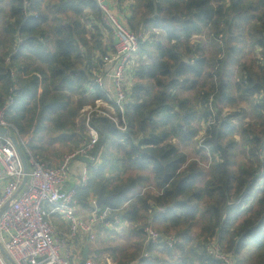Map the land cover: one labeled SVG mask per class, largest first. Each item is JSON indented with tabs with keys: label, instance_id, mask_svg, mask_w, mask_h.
Masks as SVG:
<instances>
[{
	"label": "trees",
	"instance_id": "16d2710c",
	"mask_svg": "<svg viewBox=\"0 0 264 264\" xmlns=\"http://www.w3.org/2000/svg\"><path fill=\"white\" fill-rule=\"evenodd\" d=\"M130 1L131 30L162 32L167 45L159 43L157 55L134 70L128 104L124 112L117 110L116 123L92 117L100 160L89 166L82 191L116 196L99 210H113L109 224L115 216L128 225L133 252L120 251L118 264H219L205 250V236L217 239L237 264H264V62L255 53L264 54V0ZM5 2L0 111L15 89L7 119L19 133L47 119L53 133L78 147L76 119L89 102L84 85L90 86L114 51L96 0H0V18ZM206 30L215 48L212 58L194 39ZM219 37L223 47L216 42ZM94 91L96 100L106 98L99 88ZM74 96L80 97L78 103ZM248 105L254 120L234 112ZM213 113L204 144L218 159L207 174L196 162L188 164L178 142L192 146L200 132L197 124H208ZM125 126L122 132L119 127ZM236 136L244 145L241 154ZM242 154L245 163L239 164ZM148 172L162 192L135 195ZM147 226L175 234L174 249L148 243ZM145 252L149 258H143Z\"/></svg>",
	"mask_w": 264,
	"mask_h": 264
},
{
	"label": "built area",
	"instance_id": "2783aa9c",
	"mask_svg": "<svg viewBox=\"0 0 264 264\" xmlns=\"http://www.w3.org/2000/svg\"><path fill=\"white\" fill-rule=\"evenodd\" d=\"M96 2L102 13L103 24L112 35L114 51L106 65L109 71L106 74L103 72L96 74L97 76L90 80L89 85L99 88L105 94V101L108 104L124 112L133 85L134 58L139 51L141 37L113 13L107 0H96ZM197 37L199 36L195 38ZM216 42L224 46L221 37L217 38ZM256 54L258 60L264 62L262 51L258 50ZM217 70L218 66L215 67V71ZM107 78L111 79L112 88L108 87ZM14 93L15 89L0 111V129L17 132V142L24 151L31 168L26 175L13 140L0 135V264H70L62 257L60 247L53 242L54 228L51 218L58 216L65 219L69 223L72 237L83 232L91 242L95 243L97 235L94 223H108L113 214L111 208L101 212L97 206L98 201L95 199L92 201V223L79 218L76 215L77 191L65 189L71 160L89 156L90 162L95 164L100 159L99 155L95 154L100 141L99 132L91 125V115H89L86 120L88 139L81 149L65 157L61 165L48 166L34 156L26 146L24 147L16 127L7 119V114L15 103ZM101 102L102 100L97 101L98 108ZM212 102L213 97L209 106L211 111H214ZM208 121L205 128H210L214 124V113ZM119 128L122 132L127 131L126 126ZM207 148L206 144L202 145V149ZM260 174L263 175L264 171L262 170ZM26 176L28 181L21 189ZM114 224L121 226L125 223L115 218ZM144 234L148 243L161 248L174 249L177 244L175 237L163 235L152 226L145 227ZM205 250L219 264H237L236 257L227 253L217 239L208 242ZM149 257V252H145L143 258ZM85 264L100 263L89 259Z\"/></svg>",
	"mask_w": 264,
	"mask_h": 264
},
{
	"label": "crops",
	"instance_id": "0c3cea01",
	"mask_svg": "<svg viewBox=\"0 0 264 264\" xmlns=\"http://www.w3.org/2000/svg\"><path fill=\"white\" fill-rule=\"evenodd\" d=\"M107 2L110 4L113 13L127 27H130V21H131V17L133 14L134 3L130 0H107ZM5 3H6L5 8L9 10V6L7 4L8 2H5ZM3 10L5 9L3 8ZM89 29H91L90 25H89ZM156 36L157 37L159 36V38L161 39L160 44L167 45V40H166V36L164 33L157 32ZM199 44L201 45L205 53L207 52L206 47L209 46L210 48V46L212 45L208 43L207 41L206 43L201 42ZM145 60L149 62L151 61V59H145ZM134 62H136V59L134 60ZM106 65L102 67V71H101L104 74H106L109 71L108 70L109 67ZM96 76L97 75L95 74V77ZM107 82H108V87L112 88V81L110 78H107ZM83 89L85 91L84 98L89 101L88 104H85L87 105V107L84 106V108L87 109L91 105H96L93 109L92 114L106 117L115 122L117 118V109L112 104H108L105 101V99H98V100H102V102L99 103L100 107L98 108V105H97L98 100H96L94 97L95 88L91 86H86V83H85ZM39 91H41V88L39 89ZM79 98H80L79 96H74L75 100ZM89 115H90V112L84 115V117L82 114H80V117L77 118V127H79L80 125H84V124L86 125V120L89 117ZM50 126H51V122L46 119V121L43 122L42 124H39L36 120L34 123L33 129L27 134H21L19 133V130L17 128L16 129L22 141L24 142V147L26 146L29 149V151L33 153L34 156L35 155L38 156L44 163L47 161V163H49L51 167H57L63 163L65 157L72 154V153L69 154L66 150V147L64 146L67 144L71 145L72 143L70 142L71 140L67 139V137L62 136L61 133H53L52 135L53 139L51 141L48 140V138H52V137H49ZM10 134L16 139L17 132H10ZM20 144L23 145V143H20ZM178 144H180L179 146L182 148L185 147V149L190 147V146L182 145L179 142ZM22 152L24 156L26 157L23 150ZM26 160H27V157H26ZM27 164H28V161H27ZM91 164L92 163L90 162L89 156H81L74 160H71L69 162V169L66 175L65 189L67 190L75 189L77 191L78 204L76 206V215L79 218L92 223L93 221L92 201H94L95 199H97L98 201L99 197L95 196L92 193H90L88 196H85L82 192L87 186L88 181H89V174H88L89 170L88 169ZM28 166L30 169L31 168L30 164H28ZM146 182L150 184L154 183L152 172H148V177H147ZM204 183L202 185H204ZM141 191L142 189L138 188L134 194L144 195L142 194ZM149 194L157 195L158 193L157 191H151L149 192ZM51 223L54 228L53 242L60 247L62 257L66 261H68L70 264H85L87 260L92 259L96 261L97 263H99L97 255L100 254L99 252L100 249H99V246H97V242L96 243L91 242L89 240V237L83 232H81L76 237H72L70 235L69 223L63 218H60L58 216H53L51 218ZM121 226H122V229L117 231L118 233H121L123 230H127L126 229V227H128L127 224H123ZM94 228H95V233L99 239L102 236L101 231L109 230V228H112V224H109L106 222H103V223L95 222ZM86 250H88L87 260H85L84 258Z\"/></svg>",
	"mask_w": 264,
	"mask_h": 264
},
{
	"label": "rangeland",
	"instance_id": "374dc122",
	"mask_svg": "<svg viewBox=\"0 0 264 264\" xmlns=\"http://www.w3.org/2000/svg\"><path fill=\"white\" fill-rule=\"evenodd\" d=\"M8 11L9 10L7 8H5V11L1 15V18H0V40H1V37H4L3 29L5 28V25H6L5 21H6V16H7ZM4 23H5V25H4ZM51 27H53L52 22H50L48 24V27H47V31L49 33H50ZM128 28L131 29V27H128ZM158 33H162V32H158ZM135 34H137V33H135ZM208 34H209V32L206 30L203 35L195 38L196 42L198 41L199 43H201V42L206 43V41H207L209 43L210 40L208 39V36H207ZM107 35H108V37H110V40H111L112 36H110L108 31H107ZM137 35H139L141 37V42H140V46H139V51L137 54H135V58H134V60L136 59V62H134L135 69H137L139 66L149 62V61H146L145 59H152V57H155L157 55L156 46L159 45V43L161 41L159 36L158 37L153 36L152 34H149V33H147V34L139 33ZM206 49H207L206 56L208 58H212L214 55V49L215 48L213 49V47L211 45L210 48H209V46H207ZM255 53H256V51H255ZM235 74H237V71H235ZM230 81H231V84H234L237 82V78L234 74H232L230 76ZM232 91H234V90H232ZM75 101L78 103L79 100L76 99ZM95 106L96 105H91L87 109L83 108L82 111L80 112V114H82L84 117V115H86L88 112H90L91 119H92V117L96 115V114H92L93 113L92 111H93ZM234 112L235 113H238V112L243 113V116L246 113L245 117H247L246 118L247 120H254L253 119L254 118L253 107H251L249 105L248 106H239L236 109H234ZM80 114H79L78 118L80 117ZM96 116L98 117V115H96ZM215 116H216V114H215ZM206 122L207 121H205L203 123L201 122L200 125H199V123L197 124V127L199 128L200 132H199V136L196 139L193 146H190L186 149H185V147L184 148L180 147L179 146L180 144H178V146H179L180 150L182 149L181 150L182 152H184L188 155L187 156L188 164L192 163V162H196L199 165V167L201 169H203L208 174L211 171L215 162L217 161L218 157H217V155H214L213 153H211V150H210L211 148L209 146L206 150L202 149V145L204 144L203 142L206 139V134H205ZM76 125H77V119H76ZM70 128L76 129L73 126H71ZM83 128L86 129L87 126L85 124L80 125L76 129L77 134H78L77 138H79L82 142L79 144L78 147H75V145L72 141H70L72 143L71 145L70 144L64 145L69 154H71V153L73 154L74 152L79 151L81 149V147L84 145V143L87 141L88 130H86L87 134H83L84 133L82 131ZM52 135H53V131H52V126H51V128L49 130V137H52ZM52 139H53V137L48 138V140H50V141ZM235 140L239 143V146L237 148V152L241 154V152L244 151V145L242 143L241 137L236 136ZM261 159H264V155L261 157ZM244 161H245V159H244L243 154H242L240 156L239 164H244L245 163ZM45 163L48 166H51L49 163H47V161ZM131 175L136 176L137 174L133 173ZM143 175L146 177L147 173L143 174ZM207 178H208V175H206L205 178L200 180V184H201L200 186H203L202 184L207 181ZM261 184L263 185L264 182H261ZM146 188H147V190L145 191ZM140 189H142L141 192H143L144 195L145 194L147 195V193H149L151 191H157L158 194L162 192V190L158 189V187L156 186L155 183H152V184L147 183V182L142 183L140 186ZM205 221L207 222V219L204 218L203 223ZM140 227H143V224H140ZM121 229H122V226H117L114 223H112V228H109V230H107V231H105V230L101 231L102 236L99 239L97 237L96 242H97V246H99V249H100V251H99L100 254L97 255V258H98V262L100 264H114V263L118 264L116 259L121 255L120 251L127 252V254H130L133 252V250L130 249L131 243L129 241V235H128L129 231L127 232L128 227H126L127 230H123L121 233H118L117 231H119ZM155 230L158 231L159 233L163 234L158 229H155ZM166 236L176 237L175 234H170V235H166ZM212 239L209 236H205L204 238H202V241L206 244L208 241L210 242ZM203 242H202V244L205 245ZM206 245L204 247H206ZM117 249H118V252L116 251ZM238 261H239V259H238Z\"/></svg>",
	"mask_w": 264,
	"mask_h": 264
},
{
	"label": "water",
	"instance_id": "95a60500",
	"mask_svg": "<svg viewBox=\"0 0 264 264\" xmlns=\"http://www.w3.org/2000/svg\"><path fill=\"white\" fill-rule=\"evenodd\" d=\"M0 135H3L5 137H9L13 140L15 146H16V149L21 157V161H22V164H23V167H24V170H25V173L26 175L28 174V171H29V166L27 164V160H26V157L24 156L22 150H21V147L19 146V143L17 142V140L11 136L10 134V131L8 129H0ZM28 181V177L26 176L24 178V181H23V185L21 187V189H23L24 185L27 183ZM116 198V196H110V197H107L104 195V192L101 190L100 191V194H99V198H98V203H97V206L98 208H101V206L104 204V203H111L113 202V200ZM0 216H1V213H0ZM115 216L112 218V220L114 221L115 220ZM84 258L85 260L88 259V250L85 251V255H84Z\"/></svg>",
	"mask_w": 264,
	"mask_h": 264
}]
</instances>
